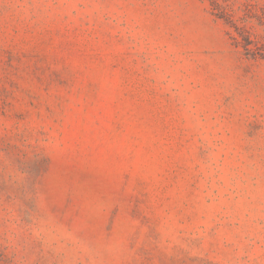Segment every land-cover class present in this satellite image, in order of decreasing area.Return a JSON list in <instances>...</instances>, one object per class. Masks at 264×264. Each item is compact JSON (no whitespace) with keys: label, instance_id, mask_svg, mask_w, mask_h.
Returning a JSON list of instances; mask_svg holds the SVG:
<instances>
[{"label":"rangeland","instance_id":"rangeland-1","mask_svg":"<svg viewBox=\"0 0 264 264\" xmlns=\"http://www.w3.org/2000/svg\"><path fill=\"white\" fill-rule=\"evenodd\" d=\"M0 264H264V0H0Z\"/></svg>","mask_w":264,"mask_h":264},{"label":"trees","instance_id":"trees-1","mask_svg":"<svg viewBox=\"0 0 264 264\" xmlns=\"http://www.w3.org/2000/svg\"><path fill=\"white\" fill-rule=\"evenodd\" d=\"M245 41H246V43H247V44H249V43H250V40H249V39H248V40H245Z\"/></svg>","mask_w":264,"mask_h":264}]
</instances>
